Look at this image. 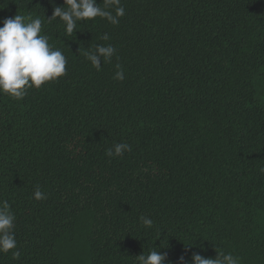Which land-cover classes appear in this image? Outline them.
<instances>
[{
	"label": "trees",
	"instance_id": "1",
	"mask_svg": "<svg viewBox=\"0 0 264 264\" xmlns=\"http://www.w3.org/2000/svg\"><path fill=\"white\" fill-rule=\"evenodd\" d=\"M63 2L0 0V26L40 17L68 61L23 100L0 94V199L21 251L0 264H137L153 248L165 264H264V0H121L118 24L72 35L48 19ZM97 44L117 49L99 71ZM118 142L131 151L106 156Z\"/></svg>",
	"mask_w": 264,
	"mask_h": 264
},
{
	"label": "clouds",
	"instance_id": "2",
	"mask_svg": "<svg viewBox=\"0 0 264 264\" xmlns=\"http://www.w3.org/2000/svg\"><path fill=\"white\" fill-rule=\"evenodd\" d=\"M110 9H114V14ZM124 15L125 8L121 0H104L103 7L97 0H64L63 6L54 7L48 19L58 17L64 22L66 34L72 35L79 21L100 17L115 25ZM42 24L40 17L33 18L22 14L3 20L0 26V94L23 100L31 88L39 89L45 83L66 75L67 58L61 49L49 43L48 35L42 34ZM101 39L109 40V34L105 33ZM116 52L117 49L111 44H97L91 50L85 51L84 56L99 71L102 61L111 62ZM115 67L117 71L114 79L123 81L125 76L122 66L117 63ZM128 151H131L128 143L118 142L106 149L105 154L109 158L122 157ZM260 171L264 173V168ZM33 196L36 200L47 198L39 185L35 186ZM15 220L16 216L10 203L0 199V253L14 250L13 258L19 259L21 251L15 238ZM140 220L145 227L153 226V220L147 216H141ZM167 255V252L153 248L147 254L143 250L135 257L137 264H165ZM179 261L180 264H240V257L231 252H217L216 257L211 258L194 252L190 262H185L184 256H181Z\"/></svg>",
	"mask_w": 264,
	"mask_h": 264
}]
</instances>
